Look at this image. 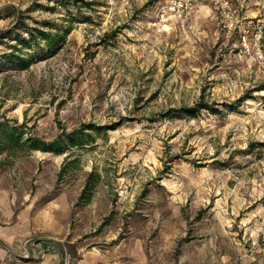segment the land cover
<instances>
[{
    "label": "rangeland",
    "instance_id": "obj_1",
    "mask_svg": "<svg viewBox=\"0 0 264 264\" xmlns=\"http://www.w3.org/2000/svg\"><path fill=\"white\" fill-rule=\"evenodd\" d=\"M165 1L0 0V264H264L259 6L246 49L212 6L154 25Z\"/></svg>",
    "mask_w": 264,
    "mask_h": 264
},
{
    "label": "built area",
    "instance_id": "obj_2",
    "mask_svg": "<svg viewBox=\"0 0 264 264\" xmlns=\"http://www.w3.org/2000/svg\"><path fill=\"white\" fill-rule=\"evenodd\" d=\"M204 2H210L214 8L220 13L224 26L231 30L242 24V19L239 18L240 7L234 0H166L158 9V18L153 22L165 23L170 19L180 22L182 26L188 22L198 11ZM261 17L257 19L255 37L259 40L264 35V0H257ZM250 26H242L241 43L249 49L248 34Z\"/></svg>",
    "mask_w": 264,
    "mask_h": 264
},
{
    "label": "trees",
    "instance_id": "obj_3",
    "mask_svg": "<svg viewBox=\"0 0 264 264\" xmlns=\"http://www.w3.org/2000/svg\"><path fill=\"white\" fill-rule=\"evenodd\" d=\"M10 16V14H7ZM16 23L21 26H27V23L25 22V18L23 16H17ZM40 37L44 38L45 40L49 41L50 39L54 38L52 33L41 31L39 34ZM21 43L29 44V40L27 38H18ZM17 47V46H15ZM21 50V49H20ZM14 52H9L7 54L8 61L9 62H15L17 61L20 67L27 68L30 62V58L23 54H16ZM203 100L201 99L195 109H201L203 108ZM0 133L3 135L6 132L0 128ZM7 135V133H6ZM8 136V135H7ZM6 136V137H7ZM92 132L83 131L81 129H74L69 132H63L60 133L57 137H55L51 141H46L41 138H38L36 136L30 135L29 138L25 141V144H27L31 149H41V150H48V151H63L68 149L66 147V142H69L73 145H79L83 143V141L92 139ZM66 137V138H65ZM68 139V141H66ZM10 140V139H9ZM10 146L16 145L19 143L18 141H8L7 142ZM9 147L4 146L3 143H0V151H2L4 148ZM71 153V152H70ZM69 153V154H70ZM68 154V155H69ZM65 167L62 168L64 170ZM62 173V171L60 172ZM100 178V174L97 172L92 171L89 174V177L87 178L85 185L83 187V190L81 192L79 200L86 203L90 200L93 190L95 189V186L98 182V179Z\"/></svg>",
    "mask_w": 264,
    "mask_h": 264
},
{
    "label": "crops",
    "instance_id": "obj_4",
    "mask_svg": "<svg viewBox=\"0 0 264 264\" xmlns=\"http://www.w3.org/2000/svg\"><path fill=\"white\" fill-rule=\"evenodd\" d=\"M238 1L240 2V4L245 5L246 8H248L252 5H257V0H238ZM211 6L214 7L210 2H204L200 6V8L198 9L197 12L202 11V10H208V7L211 8ZM257 10H259V7L257 8ZM2 239H4V238H2Z\"/></svg>",
    "mask_w": 264,
    "mask_h": 264
}]
</instances>
